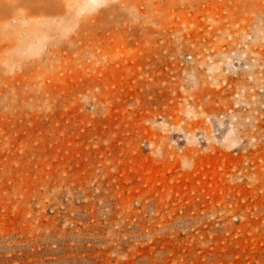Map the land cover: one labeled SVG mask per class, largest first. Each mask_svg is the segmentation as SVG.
I'll use <instances>...</instances> for the list:
<instances>
[{
  "label": "rangeland",
  "instance_id": "1",
  "mask_svg": "<svg viewBox=\"0 0 264 264\" xmlns=\"http://www.w3.org/2000/svg\"><path fill=\"white\" fill-rule=\"evenodd\" d=\"M0 264H264V0H0Z\"/></svg>",
  "mask_w": 264,
  "mask_h": 264
}]
</instances>
